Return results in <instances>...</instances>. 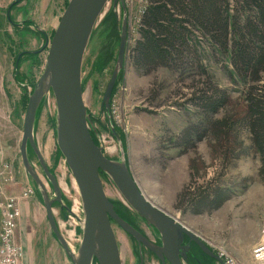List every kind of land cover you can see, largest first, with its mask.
Here are the masks:
<instances>
[{"label":"rangeland","instance_id":"1","mask_svg":"<svg viewBox=\"0 0 264 264\" xmlns=\"http://www.w3.org/2000/svg\"><path fill=\"white\" fill-rule=\"evenodd\" d=\"M68 1L0 0V201L32 190L19 201L21 214L15 232L24 264H73L47 221L43 201L53 199L54 194L40 161L57 179L61 204L70 210L52 204L55 224L69 250L77 252L82 237V203L57 146L51 91L41 100L36 114V152L30 146L27 149L39 183L25 171L19 153L28 97L44 70L49 41ZM123 2L124 9L113 8L111 2L105 7L83 57L82 96L93 139L108 158L125 163L147 200L193 231L209 249L213 244L224 245L240 262L254 264L252 248L264 227L261 156L253 149L245 126H234L233 152L228 154L220 151L215 134L217 124L243 110L242 90L231 83L224 68L226 61L211 58L200 60L202 71L198 62L188 58L189 64L137 71L131 63L146 0ZM10 6L11 22L6 16ZM110 14L115 19L114 31ZM123 18L127 27L124 62L107 115L102 97L116 64ZM194 33L200 36L199 31ZM200 47L205 54L210 53L205 38H201L198 51ZM21 53L25 54L18 59ZM210 81L224 92L226 104L206 116L198 99L210 97ZM104 176L101 182L106 196L125 204L116 186ZM216 196L219 202L210 204V197ZM138 223L149 234L140 220ZM112 226L122 263L136 264L131 241ZM202 264L217 263L210 257Z\"/></svg>","mask_w":264,"mask_h":264},{"label":"water","instance_id":"2","mask_svg":"<svg viewBox=\"0 0 264 264\" xmlns=\"http://www.w3.org/2000/svg\"><path fill=\"white\" fill-rule=\"evenodd\" d=\"M123 1H68L49 41L44 70L28 97L19 146L22 164L25 171L39 183L37 175L29 164L27 149L30 146L36 152L33 137L36 114L41 100L51 91L56 108L57 146L77 186L83 209L82 237L75 257L71 254L55 224L52 200L44 198L43 204L50 229L73 264H94V262L121 264L111 220L136 240L147 243L136 230L116 214L104 192L100 174L106 175L113 182L128 208L158 229L162 235L163 247L152 249L158 254L159 252L164 253L170 264H181L178 249L184 234L217 264H223L193 231L147 200L125 163L106 157L102 148L97 146L91 137L89 118L82 96L83 57L93 29L105 7L111 2L113 8L120 6L124 9ZM126 40L127 27L126 20L123 18L116 64L102 97V108L107 115L109 99L123 66ZM22 54L18 56V59ZM112 133L114 134L113 129ZM40 164L54 186L56 197L59 199L60 194L54 177L48 172L44 162L40 161ZM185 250L187 247H184Z\"/></svg>","mask_w":264,"mask_h":264},{"label":"trees","instance_id":"3","mask_svg":"<svg viewBox=\"0 0 264 264\" xmlns=\"http://www.w3.org/2000/svg\"><path fill=\"white\" fill-rule=\"evenodd\" d=\"M137 32L131 64L139 72L189 64L187 58L198 62L201 71L203 58L226 61L225 71L231 83L241 88L244 105L239 114L215 127L220 151L233 152L234 126H245L264 170V0H146ZM200 37L207 41L210 53L202 52L203 47L198 51ZM207 91L210 97H199L198 107L211 116L226 104V97L211 81ZM219 200L210 197V204Z\"/></svg>","mask_w":264,"mask_h":264},{"label":"flooded vegetation","instance_id":"4","mask_svg":"<svg viewBox=\"0 0 264 264\" xmlns=\"http://www.w3.org/2000/svg\"><path fill=\"white\" fill-rule=\"evenodd\" d=\"M17 1H19V0H16V2ZM11 8H12V6H10L8 8L7 13H6V16L10 22H11V20L9 17H10ZM90 134H91V137L93 139V136H92L93 132L90 131ZM93 141L97 146H100V144L97 142V140L93 139ZM102 151H103V149H102ZM104 155H105V153H104ZM105 156L108 157L107 155H105ZM43 174L48 179L49 185H50L51 189L53 190L54 198L51 199L52 204L55 202L59 203L63 209L68 211L69 207L65 204H63V205L61 204L62 203V199H61L62 191H61V188L59 186L57 179L53 176L55 181H56L57 190L60 194L59 199H57V197H56V192H55L54 186L52 185L49 177L46 175V173L44 171H43ZM100 177H105V176L103 174H100ZM31 193H32V190H31ZM109 200L112 203L116 214L122 220H124L128 225H130L134 230H136L142 236V238L147 242L145 244L142 241L136 240L133 236H131L130 234L125 232L116 222L111 220V225L113 224V225H116L118 228H120L126 234L127 238L131 241V243H132V254L136 258V264H170L167 256L164 253L159 252V254H160L159 255L154 249H152V248L159 249V248L163 247L162 235L160 234L158 229L156 227H154L152 224L148 223L146 219L135 214L130 208H128V206L126 204H123L121 201H113L111 199H109ZM69 212H70V210H69ZM138 220H140L141 223H143L146 226V228L149 230V234H147L145 232V230L141 229V227L138 223ZM117 245H118V249H119V253H120L121 264H123L122 263V257H121L120 245L118 242H117ZM179 246L180 247L178 249V258H179L181 264H202V262L205 260V258L210 259V257L208 255H206L205 253H203L201 251V249L199 248V246L193 240H190V238L185 234L183 235L182 241L180 242ZM184 247H187V250L184 251Z\"/></svg>","mask_w":264,"mask_h":264},{"label":"built area","instance_id":"5","mask_svg":"<svg viewBox=\"0 0 264 264\" xmlns=\"http://www.w3.org/2000/svg\"><path fill=\"white\" fill-rule=\"evenodd\" d=\"M30 193L31 189L28 188L17 196H8L0 201V264H24L23 248L16 241L15 232L21 214L19 201L27 198ZM210 249L223 264H244L224 245L213 244L210 245ZM252 259L254 264H264V227L252 248Z\"/></svg>","mask_w":264,"mask_h":264},{"label":"bare ground","instance_id":"6","mask_svg":"<svg viewBox=\"0 0 264 264\" xmlns=\"http://www.w3.org/2000/svg\"><path fill=\"white\" fill-rule=\"evenodd\" d=\"M70 252H71V254H73L74 257L77 255L76 252H72L71 250H70Z\"/></svg>","mask_w":264,"mask_h":264}]
</instances>
